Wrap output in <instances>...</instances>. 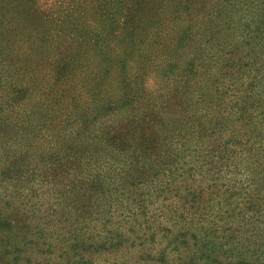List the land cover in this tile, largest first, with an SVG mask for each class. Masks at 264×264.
<instances>
[{"label":"trees","instance_id":"1","mask_svg":"<svg viewBox=\"0 0 264 264\" xmlns=\"http://www.w3.org/2000/svg\"><path fill=\"white\" fill-rule=\"evenodd\" d=\"M0 264H264V0H0Z\"/></svg>","mask_w":264,"mask_h":264},{"label":"rangeland","instance_id":"2","mask_svg":"<svg viewBox=\"0 0 264 264\" xmlns=\"http://www.w3.org/2000/svg\"><path fill=\"white\" fill-rule=\"evenodd\" d=\"M46 2H49V1H51V2H53L54 0H45Z\"/></svg>","mask_w":264,"mask_h":264}]
</instances>
